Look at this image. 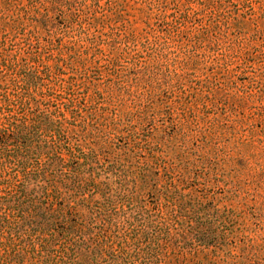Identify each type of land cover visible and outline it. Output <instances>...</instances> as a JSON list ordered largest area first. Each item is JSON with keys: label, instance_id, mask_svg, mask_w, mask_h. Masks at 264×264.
I'll return each mask as SVG.
<instances>
[{"label": "rangeland", "instance_id": "374dc122", "mask_svg": "<svg viewBox=\"0 0 264 264\" xmlns=\"http://www.w3.org/2000/svg\"><path fill=\"white\" fill-rule=\"evenodd\" d=\"M0 264H264V0H0Z\"/></svg>", "mask_w": 264, "mask_h": 264}, {"label": "trees", "instance_id": "16d2710c", "mask_svg": "<svg viewBox=\"0 0 264 264\" xmlns=\"http://www.w3.org/2000/svg\"><path fill=\"white\" fill-rule=\"evenodd\" d=\"M20 147H23V144H21V145L20 144L19 145L17 144L15 146V149L14 150H18V149H20ZM18 162H19L20 165H23L24 164V160L23 159H20ZM23 167H24V171H26L27 175H30V174L32 175V174H35L37 172V171H34V169H29V167L28 168H25V166H23ZM45 192H47V189H46ZM163 192H164L165 197H167L168 196V193L170 192V190L168 189V190L163 191ZM24 198H29V195H26L25 194L24 195ZM29 201H30L29 202V205H28V207H26L28 210L29 209L33 210V208H37L39 210V208H41L40 206H38L37 201H34L32 199H30ZM13 203H14V207H15L13 209L18 210V211H25V206H26V204H28L27 202L26 203H23L20 200L14 201ZM165 236H167V234H165ZM157 238H158L157 236L154 237V239H157ZM161 245H162L161 241H157V243H156V249L157 248H160Z\"/></svg>", "mask_w": 264, "mask_h": 264}]
</instances>
